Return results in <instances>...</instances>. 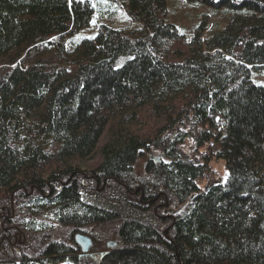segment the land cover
Listing matches in <instances>:
<instances>
[{
	"label": "trees",
	"instance_id": "trees-1",
	"mask_svg": "<svg viewBox=\"0 0 264 264\" xmlns=\"http://www.w3.org/2000/svg\"><path fill=\"white\" fill-rule=\"evenodd\" d=\"M186 1L229 18L207 38L202 17L187 38L167 0H124L140 27L76 38L93 0H0V214L19 200L22 230L14 247L0 227V264H264V84L251 79L264 0ZM105 131L97 189L73 161ZM145 152L160 160L139 175ZM214 159L227 177L205 189ZM158 198L173 217L159 218ZM77 231L117 243L98 260L66 256Z\"/></svg>",
	"mask_w": 264,
	"mask_h": 264
},
{
	"label": "rangeland",
	"instance_id": "rangeland-1",
	"mask_svg": "<svg viewBox=\"0 0 264 264\" xmlns=\"http://www.w3.org/2000/svg\"><path fill=\"white\" fill-rule=\"evenodd\" d=\"M123 1L124 0H114V1L93 0L95 6L93 19L91 20L89 26L83 28L77 33L76 38H81L85 36L87 37L94 36L98 31L99 24L102 23L112 27L121 28L124 30H131L134 27H140L141 26L140 22L131 20V18L127 15ZM167 7L168 10H167L166 19L171 22H174L176 26L179 28V30L183 32L187 38L190 37V31L195 26L201 23L202 17H205L207 19L208 28L205 31L204 36L209 38L212 35V33L217 30V28L223 27V25L226 23L230 15L225 10H214L210 6L202 5L198 3H189L186 0H167ZM251 79L256 83L264 84V68L260 69L259 72L253 71L251 73ZM106 139H107V133L105 131L103 136L98 142L96 151L91 156L83 159H76L73 161L76 168L80 172L79 173L80 178L84 182L88 180L89 181L93 180L92 176L95 175L94 169L102 161V156L100 154L99 147L106 141ZM193 145H194L193 139L187 138L184 144L182 145V148L186 152H189L191 155L194 156L199 155L200 152H196V150H194ZM147 158H150L157 162L160 160V155L152 152H145L144 156L139 158L135 164V170L137 174L140 175L144 172L145 162ZM210 163H211V168L214 171V174L212 175L213 177H209L208 179L207 178L199 179L198 182L200 186L203 187L210 186L218 179L225 180V178L227 177V168L225 166L224 160L214 159ZM94 181L96 184L95 186H97L98 189L99 188L98 186L100 185V181L96 182V179ZM105 182L106 181L103 180L102 184H105ZM208 182H210V185L207 184ZM140 199H142V197H140ZM11 200L12 202H10L9 205L4 204V206H11V205L13 206V210H14L13 219L16 220V213H18L19 206L21 204L19 200L14 203V199H12V197ZM26 200L27 197L23 198V203H25ZM20 209H22V207ZM0 220L2 221L1 217ZM13 229L15 230L14 232H18L20 234L22 233L21 228L20 229L13 228ZM104 243L105 241L100 243L99 246L105 249L106 247H103ZM32 244L35 245L36 242H31L30 245ZM44 247L45 245H42V248L40 249L42 250ZM32 249L33 247L31 248V251ZM36 250L37 248L35 249V251Z\"/></svg>",
	"mask_w": 264,
	"mask_h": 264
},
{
	"label": "flooded vegetation",
	"instance_id": "flooded-vegetation-1",
	"mask_svg": "<svg viewBox=\"0 0 264 264\" xmlns=\"http://www.w3.org/2000/svg\"><path fill=\"white\" fill-rule=\"evenodd\" d=\"M92 177H93V180L96 179V182L99 181L96 178L95 175H93ZM68 180H70V179L67 178L66 181H64V180L61 181L60 182L61 185L63 186L64 184H66ZM49 184L50 183L48 182V185ZM50 187H51V190H53V186L51 185ZM208 188H209V186L205 187V189H208ZM44 197L46 199L47 195L44 194ZM154 201H156V203L154 204L155 207L159 208V210H160V212L158 213L159 218L173 217L174 214L179 210V207L174 208L173 206H169V201H167V200H164V199L160 200V198H158V201H157V199H155ZM154 201H146L145 200L143 202H146L145 205H147V203L154 202ZM1 209H2V213L0 214V217L2 218V221L0 223V226L2 227V229L6 230L8 227H13V228H16V229H20V226H21L20 222H13V220H14L13 219V215H14L13 206L12 205L11 206H3ZM6 223H8L7 226L5 225ZM92 224H94V223H92ZM0 233L2 234L1 239H3L7 235L5 233V231H1ZM76 233H81V234L86 235V236H88L90 238L91 243H90V245H89L87 250H85V251L82 250L81 246L75 241ZM13 239L14 240L11 241V243H12V245L14 244L13 245L14 247H17L16 244H18V243L20 244L21 243V234L18 233V232H14ZM106 242L107 241H105L104 246H103V247H106V248L105 249L101 248L99 246V244L101 242L100 241L96 242L95 237L90 235V233L83 232V231H77V232L74 233V236H73L72 243H74V244H72V243L71 244L64 243V245H65L64 248L67 250L65 255L66 256H68V255H70V256L73 255L74 256L75 255V256H78V257H88V258H93L95 260H98L104 255V253L106 251H108L110 249V248H108L106 246ZM99 249H101V250H99ZM68 250H71V251H68Z\"/></svg>",
	"mask_w": 264,
	"mask_h": 264
},
{
	"label": "water",
	"instance_id": "water-1",
	"mask_svg": "<svg viewBox=\"0 0 264 264\" xmlns=\"http://www.w3.org/2000/svg\"><path fill=\"white\" fill-rule=\"evenodd\" d=\"M165 232H166V230H165ZM75 241L81 246L82 250H84V251L88 249V247L91 243L90 238L86 235L81 234V233H76ZM116 243L117 242L114 239H109L106 242V246L108 248H113L116 245Z\"/></svg>",
	"mask_w": 264,
	"mask_h": 264
}]
</instances>
